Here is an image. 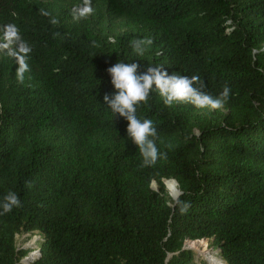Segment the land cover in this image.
<instances>
[{
    "label": "trees",
    "instance_id": "16d2710c",
    "mask_svg": "<svg viewBox=\"0 0 264 264\" xmlns=\"http://www.w3.org/2000/svg\"><path fill=\"white\" fill-rule=\"evenodd\" d=\"M81 4L0 0V28L16 24L32 48L23 83L0 58V202L22 204L0 215V264H25L28 233L41 236L29 264H207L184 248L204 238L228 264H264V0H91L74 19ZM145 37L140 57L130 41ZM119 61L199 76L213 97L228 85L230 98L209 111L153 91L136 115L166 157L142 166L104 101Z\"/></svg>",
    "mask_w": 264,
    "mask_h": 264
},
{
    "label": "clouds",
    "instance_id": "9594fccd",
    "mask_svg": "<svg viewBox=\"0 0 264 264\" xmlns=\"http://www.w3.org/2000/svg\"><path fill=\"white\" fill-rule=\"evenodd\" d=\"M40 11L43 15H50L43 9ZM93 12L91 0H82V4L72 10L73 18L77 20L87 18ZM50 22L53 25L58 24V20L55 18H52ZM0 32H2L0 51H5L9 57L18 63L16 79L19 83H23L25 74L30 71L28 60L32 48L22 38L20 29L16 24L3 25ZM152 44L153 40L147 37L130 41L133 51L140 57L145 55ZM139 68L138 63L120 61L109 67L107 71L111 76V83L116 92L111 97L105 94L104 101L115 115L119 114L128 121L127 135L138 146L143 157L142 166H154L158 159L166 157V153H161L158 150L156 145L158 133L152 120L137 118V106L141 103L146 104L150 94L153 91H158L167 106L191 104L201 110H220L225 107L230 98V88L225 85L222 92L213 97L203 90L206 84L201 81L199 76L189 77L175 74L169 76L168 72L163 70L162 65L149 64L146 71L142 73L139 72ZM174 195L178 194L174 193ZM19 207H22L20 198L15 192H9L0 202V208H2L0 215L10 213L13 208ZM216 255L219 256L217 253Z\"/></svg>",
    "mask_w": 264,
    "mask_h": 264
},
{
    "label": "rangeland",
    "instance_id": "374dc122",
    "mask_svg": "<svg viewBox=\"0 0 264 264\" xmlns=\"http://www.w3.org/2000/svg\"><path fill=\"white\" fill-rule=\"evenodd\" d=\"M5 51H0V58L5 54ZM165 183V181H164ZM155 189L159 190V185L156 181L152 182V185ZM174 187V186H172ZM166 190L168 191L169 196H171L173 193L166 187ZM173 191V189H172ZM172 197V196H171ZM41 240V236L38 233H33V234H19L17 235V245L22 246L26 249H29V254L22 260H25V264L29 263L32 261V258L34 255H37V250L39 249V241ZM200 240H186L184 243V248L190 249L194 253L195 261L196 262H205L207 264H210L208 260V255L217 253L221 259L223 258L219 253V249L214 246L213 240L209 238H204ZM223 261H225V264H227L226 260L223 258Z\"/></svg>",
    "mask_w": 264,
    "mask_h": 264
},
{
    "label": "bare ground",
    "instance_id": "6f19581e",
    "mask_svg": "<svg viewBox=\"0 0 264 264\" xmlns=\"http://www.w3.org/2000/svg\"><path fill=\"white\" fill-rule=\"evenodd\" d=\"M174 193H177V190H176L175 186L173 187V194L172 195H174ZM35 257H36V255H34L32 260ZM208 260H209L210 264H223L222 259L220 257H218L215 253L209 254L208 255Z\"/></svg>",
    "mask_w": 264,
    "mask_h": 264
},
{
    "label": "water",
    "instance_id": "95a60500",
    "mask_svg": "<svg viewBox=\"0 0 264 264\" xmlns=\"http://www.w3.org/2000/svg\"><path fill=\"white\" fill-rule=\"evenodd\" d=\"M172 180H175V179H172ZM176 182H177V180H175ZM177 184H178V182H177ZM152 188H154L153 186H152ZM155 189V188H154ZM157 190V189H156ZM180 193H181V190L178 188V192H177V194L178 195H171L172 196V198L173 199H177L178 198V196L180 195ZM199 240V239H198ZM38 254H39V252L37 253V255H36V257L38 256ZM26 260H28V259H26ZM22 263H25L26 261H24V260H22L21 261ZM27 264H29V263H27Z\"/></svg>",
    "mask_w": 264,
    "mask_h": 264
},
{
    "label": "built area",
    "instance_id": "2783aa9c",
    "mask_svg": "<svg viewBox=\"0 0 264 264\" xmlns=\"http://www.w3.org/2000/svg\"><path fill=\"white\" fill-rule=\"evenodd\" d=\"M37 253H38V250H37ZM25 257H26V256H25ZM29 257H30V256H28L27 259H28ZM218 257H219V256H218ZM220 258H221V257H220ZM222 259H223V258H222ZM25 260H26V259H25ZM25 260H24V261H25ZM222 262H223V264H225V261L222 260ZM226 262H227V261H226ZM227 264H228V262H227Z\"/></svg>",
    "mask_w": 264,
    "mask_h": 264
}]
</instances>
